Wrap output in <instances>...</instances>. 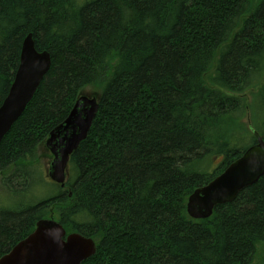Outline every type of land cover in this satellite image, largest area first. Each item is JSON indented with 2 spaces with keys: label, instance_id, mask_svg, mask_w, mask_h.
I'll return each mask as SVG.
<instances>
[{
  "label": "trees",
  "instance_id": "16d2710c",
  "mask_svg": "<svg viewBox=\"0 0 264 264\" xmlns=\"http://www.w3.org/2000/svg\"><path fill=\"white\" fill-rule=\"evenodd\" d=\"M29 34L51 66L0 143L1 187L30 185L87 89L98 112L56 196L0 207V258L53 218L95 242L82 264H252L264 176L208 219L186 204L264 141L241 132L264 112V0H0V105Z\"/></svg>",
  "mask_w": 264,
  "mask_h": 264
},
{
  "label": "water",
  "instance_id": "95a60500",
  "mask_svg": "<svg viewBox=\"0 0 264 264\" xmlns=\"http://www.w3.org/2000/svg\"><path fill=\"white\" fill-rule=\"evenodd\" d=\"M50 66V54L37 51L32 36L27 35L8 94L0 105V143L32 100ZM97 112V97L81 96L44 143L52 157L48 179L60 188L66 183L69 158L86 139ZM253 135V146L188 197L186 213L190 219L210 218L216 206L233 202L240 192L264 176V141L256 132ZM95 253L96 244L91 238L77 232L67 234L59 222L49 218L39 220L25 239L0 258V264H82Z\"/></svg>",
  "mask_w": 264,
  "mask_h": 264
},
{
  "label": "rangeland",
  "instance_id": "374dc122",
  "mask_svg": "<svg viewBox=\"0 0 264 264\" xmlns=\"http://www.w3.org/2000/svg\"><path fill=\"white\" fill-rule=\"evenodd\" d=\"M89 95H91V91L87 89L81 96ZM253 108L257 112L254 115V119L252 118L251 120L250 115L247 114V116L242 121L244 129H241V132L244 135H247V133H251V131L256 130L257 125L259 127V130L261 129V126L264 125V112L261 111L259 104H255ZM249 142L250 139L239 141L241 146H248L250 144ZM43 153L45 154V156L39 159V168L35 167L31 170L32 181L30 182V185L25 190H23V192L18 194H10L6 192L0 185L1 208L14 209V207L19 204L26 206L34 205L42 200L52 198L58 194L60 186L52 183L47 176L48 165L52 160V157L49 152L43 151ZM252 264H264V241L256 245Z\"/></svg>",
  "mask_w": 264,
  "mask_h": 264
},
{
  "label": "bare ground",
  "instance_id": "6f19581e",
  "mask_svg": "<svg viewBox=\"0 0 264 264\" xmlns=\"http://www.w3.org/2000/svg\"><path fill=\"white\" fill-rule=\"evenodd\" d=\"M30 35H31V34H30ZM80 97H81V96H80ZM80 97H79V98H80ZM79 98H78V99H79ZM78 99H77V100H78ZM77 100H76V101H77ZM253 133H254V132H253ZM256 133H257V132H256ZM257 134H258V133H257ZM253 136H254V135H253ZM259 136H260V135H259ZM262 140H263V139H262ZM233 162H234V161H233ZM229 165H230V164H229ZM229 165H228V166H229ZM228 166H227V167H228ZM227 167H226V168H227ZM226 168H225V169H226ZM225 169H224V170H225ZM210 182H211V181H210ZM210 182H209V183H210ZM206 185H207V184H206ZM206 185H204V186H206ZM204 186H202V187H204ZM200 188H201V187H200ZM197 189H198V188H197ZM218 206H219V205H218Z\"/></svg>",
  "mask_w": 264,
  "mask_h": 264
}]
</instances>
